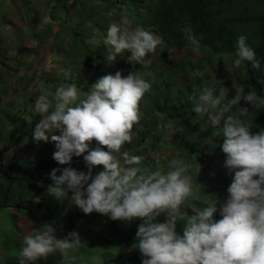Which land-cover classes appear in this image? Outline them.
<instances>
[{"label": "clouds", "instance_id": "clouds-1", "mask_svg": "<svg viewBox=\"0 0 264 264\" xmlns=\"http://www.w3.org/2000/svg\"><path fill=\"white\" fill-rule=\"evenodd\" d=\"M52 23L46 15L41 26ZM131 25L127 16L109 24L102 40L107 50L105 58L111 64L117 55L128 51L133 65L147 67L151 61L146 57L162 44V38L149 29H133ZM181 31L191 45H199L189 24ZM235 49V67L249 61L254 69L261 70L260 59L245 35L237 38ZM148 75L151 73L136 71L127 76L120 71L106 74L90 86L83 98L75 83L62 84L52 91L51 85L38 81L40 94L34 111L41 119L35 125L34 140L47 142V133L58 129L59 135H51L56 149L53 159L69 165L51 171L48 193L59 200L70 191L72 202L86 215L97 212L109 215L113 221L129 223L139 218L142 222L135 234L137 243L132 247L141 253L142 264H264V129L249 131L247 108L232 111L241 99L255 102V93L242 95L243 89L234 83L236 94L228 99L222 82L215 80L213 87L189 97L196 116L206 117L212 128L219 129L224 166L234 173L227 189L229 195L219 209L221 218L216 220L215 204L192 215L182 210L185 201L199 198L200 190L188 174L190 164L174 158L167 173L149 171L138 167L143 156L122 151L134 139V125L142 116L140 102L152 88L144 78ZM260 83L264 84V79ZM161 127L171 133L178 130L173 121H165ZM93 140L97 146L90 149ZM82 154L86 172L70 166L73 157ZM101 165L103 170L93 175V168ZM58 171L61 174L57 175ZM161 215L164 221L157 222ZM178 221L185 224L183 235L177 233ZM55 232L49 223L25 235L18 264H35L56 252L63 257L61 264H69L70 251L81 246L80 235L72 231L58 239Z\"/></svg>", "mask_w": 264, "mask_h": 264}, {"label": "rangeland", "instance_id": "rangeland-1", "mask_svg": "<svg viewBox=\"0 0 264 264\" xmlns=\"http://www.w3.org/2000/svg\"><path fill=\"white\" fill-rule=\"evenodd\" d=\"M219 2L222 14L247 20L233 26L236 40L240 35H245L251 46L250 43L260 39L259 23L264 22V0ZM149 5L150 0H0V151L8 147L3 150L1 159L5 162L10 159L20 160L22 156L33 154L34 149L47 152L52 142L51 134H60L58 129L47 133L49 140L41 141L47 145L46 148L29 145L35 142L29 141V138L41 119L34 111L35 99L40 94L38 81L51 85L52 91L62 84L75 83L83 98L100 77L109 73L114 75L116 71L127 76L129 72H138L140 69L142 73H151L145 79L160 89L150 90L140 102L142 116L140 123L134 127L141 130L147 126L146 140L139 144V137L134 136L122 151L143 156L138 167L149 171L167 173L170 161L174 158L190 164L188 174L192 176L194 186L200 190L199 198L185 201L182 210L192 215L195 211L215 204L217 211L214 219L219 220V209L229 195L227 189L234 173H229L224 166L225 155L220 147L223 138L217 135L219 129L212 128L206 117L196 116L189 97L199 96L205 87H213L215 80L222 82L227 91L234 83L225 80L223 70L219 71L217 64L221 56L223 65L228 68V59L235 51L200 53L194 45L177 50L162 41L152 57L151 53L146 57L151 61L147 67L133 65L128 60L131 54L128 51L117 55L115 61L109 64L105 58L106 47L102 44L109 24L119 23L123 16H127L132 21L133 29L137 26L148 29L141 19ZM46 15L51 17L53 23L41 26ZM92 40L98 43H89ZM163 50L167 51L171 62L167 64L169 59H166L159 63L164 66L162 73H159L161 67H157L158 71L155 69L154 58ZM234 90L236 91L235 88ZM158 94L163 96L158 101L159 106H162L155 110L151 108V104L158 99ZM257 100L258 98L252 102V107H256ZM262 102L264 109V99ZM174 106L181 109L184 115L181 124L167 114ZM258 119L254 120L259 121ZM165 121H173L178 130L171 133L162 128ZM262 129L264 128L255 123L249 127L251 133H258ZM153 142H157V147L152 146ZM96 146L97 143L93 140L89 148ZM103 147L107 150L106 146ZM86 154L87 152L84 155ZM68 166L64 165L60 169ZM77 170L87 171L83 154L81 167ZM101 170L102 165L93 168L95 174ZM45 182L52 184V181ZM42 189L45 190V187ZM45 194H49L47 190ZM22 196L30 195L23 192ZM40 196L43 199V194ZM71 196L69 191L67 196L58 200L49 194L46 200L49 201V207L55 204L58 208L57 224H61V230L56 229L55 232L58 239H63L72 231L80 235L81 246L70 251L69 264H103L112 257L124 258L125 247L118 236L127 233L137 243L135 234L142 221L139 218L130 223L113 221L109 215L97 212L86 215L72 202ZM13 198L9 194L12 203L15 201ZM16 209L13 204L0 209V264H18L17 256L23 238L31 235L30 222L23 219ZM15 214L18 216L17 222ZM159 217L164 218L163 215ZM62 260L59 252L44 259L45 264H61Z\"/></svg>", "mask_w": 264, "mask_h": 264}, {"label": "trees", "instance_id": "trees-1", "mask_svg": "<svg viewBox=\"0 0 264 264\" xmlns=\"http://www.w3.org/2000/svg\"><path fill=\"white\" fill-rule=\"evenodd\" d=\"M219 1L220 0H150V5L144 10L143 19L141 20L145 23L146 28L160 36L162 41H165L177 50L192 46L185 40L184 33L181 31L186 24H189L193 30V34L199 40V45L196 46V49L200 53L234 52L236 51V38L234 36L233 26L242 23V21L246 22L247 20L241 17L230 18L222 14L223 9ZM259 24L261 30L260 39L250 43V45L256 51V55L260 59L261 70L254 69L249 61H242L239 67H235L233 64L236 58L235 52L230 55L228 59V68H225L223 65L221 56L219 57L217 66L219 71L223 70L226 81L231 80L243 89L242 95L253 92L255 96H258L256 107H252V102L241 99L239 104L235 106L232 111L234 112L235 108H247L248 119L251 123L250 127L255 123L259 124L260 128H264V109L262 102L264 99V84L260 83V80L264 79V22H260ZM169 57V54L165 50L159 52L155 56L154 67L157 71V67H161L159 73H162V68L164 67L160 66L159 63L165 62ZM170 62L171 60L169 59L167 64ZM231 68L233 70H231ZM142 70L144 71V69ZM137 73L142 72L138 69ZM154 89L159 90L160 87L157 88L155 85H152L151 90ZM227 92L228 99L234 97L236 94L233 85L229 86ZM159 95L160 94H158V99H155L153 104H151V108L155 109L162 106H159L158 101L163 99V96ZM149 103L150 101L147 102V105H149ZM167 114L169 117L175 118L176 123L180 122L181 124L183 122L182 118L184 115H182L181 109L177 106L169 109ZM255 118H259V121H255ZM133 132L134 136L139 137V144L144 143L148 134L147 126L145 125L141 130L134 127ZM186 138H188V136ZM32 140L35 141L33 135L29 138V141ZM31 143L33 144L29 145H36L34 146L35 148H39L40 146L47 147V145L45 143L42 144L41 141L38 143L36 141ZM156 144L157 142H153L152 146L155 145V147H157ZM126 145L127 144H125L123 148H125ZM7 149L8 147L3 148V150ZM48 149L47 152L42 149H34L33 154L22 156L20 160L10 159L6 162L1 159L3 157V150L0 151V209L13 204L20 212L19 214H21V217L30 222V228L32 229L31 234H33L35 230L42 229L45 224L49 223H51L55 229L61 230V224H57V206L51 204L49 207V201H46L49 194H45V191L50 184L46 183L45 180L51 181V171L54 168L60 169L64 165H60L53 159V153L56 150L55 142H50ZM192 150L196 151L193 148ZM52 151L53 153H51ZM81 160L82 156H74L70 166L79 169L81 167ZM58 173L59 171L57 175ZM93 173L95 175V171H93ZM44 187L45 190L42 189ZM23 192H28L30 196H22ZM9 194L14 196V203L9 200ZM40 194H43V199ZM14 219L15 222H17V214L14 215ZM164 219L165 218L159 217L157 221L163 222ZM184 226L185 224L183 221L177 222L178 234L183 235ZM118 239L124 244L126 255L122 259L115 257L109 258L103 264H142L143 257L141 253L138 249L132 247L136 244L133 237L127 233H121ZM35 264H45V261L41 259L36 261Z\"/></svg>", "mask_w": 264, "mask_h": 264}]
</instances>
